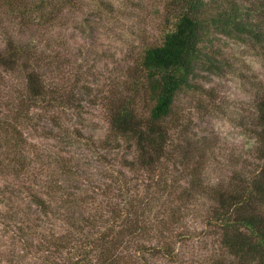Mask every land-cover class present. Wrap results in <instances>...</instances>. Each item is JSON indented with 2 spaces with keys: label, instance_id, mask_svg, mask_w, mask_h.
Here are the masks:
<instances>
[{
  "label": "rangeland",
  "instance_id": "rangeland-1",
  "mask_svg": "<svg viewBox=\"0 0 264 264\" xmlns=\"http://www.w3.org/2000/svg\"><path fill=\"white\" fill-rule=\"evenodd\" d=\"M22 1L26 7L20 11L0 12V48L11 41L39 52L47 85L71 94L77 108L54 107L49 112L34 108V114L44 115L23 130L29 172L17 174L12 168L0 172V212H14V220L0 215V264H51L50 256L63 263L66 251L50 255L45 246L55 245L68 232L69 220L93 213L109 219L111 205L123 204L113 178L121 173L137 196L148 188L145 174L125 167V159L128 163L136 158L134 148L128 143L108 144L105 138L113 102L127 97L140 115H148L152 101L142 58L147 48L161 43L174 18L170 0H66V5L49 0L41 10L38 6L46 0ZM227 1L257 7L264 2ZM203 47L213 60L197 66L191 87L177 94L167 120L174 141L188 148L189 158H205L204 183L226 184L241 168L236 163L252 158L255 140L249 123L264 88V59L253 42L213 29ZM1 78L0 95L5 99L24 94V73H5ZM166 166L167 182L188 184L189 179L177 171L179 165ZM46 182L62 193H74L72 205L64 198L49 199ZM29 189L49 200L50 214L34 203ZM100 189L108 190V196ZM169 203L180 204L174 198ZM208 204L206 197L190 204L195 209L178 228L189 234L176 245L178 260L157 257L151 264H213L223 255L218 238L194 214L205 211ZM100 224L104 227V222ZM19 226L32 233L22 236Z\"/></svg>",
  "mask_w": 264,
  "mask_h": 264
},
{
  "label": "trees",
  "instance_id": "trees-1",
  "mask_svg": "<svg viewBox=\"0 0 264 264\" xmlns=\"http://www.w3.org/2000/svg\"><path fill=\"white\" fill-rule=\"evenodd\" d=\"M62 1L66 5V0ZM48 3L49 0L43 2L38 10ZM25 7L22 0H0L3 14ZM168 9L174 18L172 28L161 43L145 50L141 62L152 101L149 113L140 115L127 97L113 102L110 133L105 138L108 144L128 143L130 149L134 148L136 158L128 163L125 159V167L145 174L148 188L137 196L121 173L123 180L120 175L113 178V185L121 193L117 197H122L123 204L111 205L109 219L93 213L69 220L68 232L61 234L55 245L47 242L45 246L50 255L66 251L68 256L63 263L50 256L51 264H151V259L157 257L177 261L176 245L189 235L178 228L186 215L194 211L190 204L201 197L209 200L208 207L194 214L218 238L224 250L213 264H264V88L249 123L250 135L255 140L252 158L236 163L241 168L233 172L226 184L204 183L205 158H189L188 148L182 149L183 144L174 141V130L167 120L177 94L191 87L197 66L213 60L203 49L211 29L253 42L264 59V2L257 7L227 0H170ZM39 55L28 45L11 41L0 48V86L5 73L21 72L25 78L23 95L7 99L0 95V172L4 168H12L17 174L29 172L30 157L23 130L36 125V118L42 119L44 115L34 114V108L43 112L54 107L77 108L71 94L56 85H47L38 64ZM167 163L179 165L177 171L189 179L187 185L167 182ZM46 185L49 199L64 198V203L72 205L74 193L55 190L56 186L49 182ZM29 190L34 203L43 213L50 214L49 200ZM100 191L108 196V190ZM172 197L180 204L169 205ZM0 215L14 220V212ZM17 232L22 236L32 233L21 226Z\"/></svg>",
  "mask_w": 264,
  "mask_h": 264
}]
</instances>
